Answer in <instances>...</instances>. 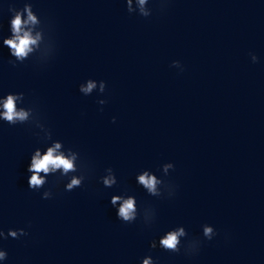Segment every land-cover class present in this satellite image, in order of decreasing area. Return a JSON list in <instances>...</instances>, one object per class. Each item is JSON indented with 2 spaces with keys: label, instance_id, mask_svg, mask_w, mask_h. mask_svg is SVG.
Listing matches in <instances>:
<instances>
[{
  "label": "clouds",
  "instance_id": "1",
  "mask_svg": "<svg viewBox=\"0 0 264 264\" xmlns=\"http://www.w3.org/2000/svg\"><path fill=\"white\" fill-rule=\"evenodd\" d=\"M8 3L7 11L11 14L9 18V35L0 34V48H7L10 59L8 63L12 67L24 64L30 59L46 65L56 54V43L50 35L49 25L33 10L32 0H24L22 8L15 6V0H5ZM127 12L136 14L143 18L152 15L153 9L148 5L150 0H124ZM161 10H164L170 0H158ZM4 12L3 5H0V15ZM251 55L253 63L258 62L255 54ZM171 67L184 71V67L178 60L171 62ZM107 83L104 80L87 79L79 86V91L85 95H91L94 91L105 93ZM97 103L104 105L106 99H98ZM102 110V109H101ZM0 122L10 126L27 125L30 129H38L34 132L41 141L46 143L42 150L37 147L30 156V163L27 167L30 175L27 178L28 188L32 191H39L48 184L49 176H56L57 181L67 178L64 183V191L72 192L84 185L87 177V169L84 165L81 154L71 147H65L63 141L52 138L53 134L43 121V117L35 104L26 100L24 92H8L0 94ZM115 122V117H113ZM50 143H47L49 142ZM174 169V164L164 163L160 167L162 176L158 177L149 169L138 172L135 176L136 183L142 187L151 197L172 198L176 194V185L165 179L170 170ZM104 175L99 177V182L104 188H112L118 184V179L112 167L104 169ZM57 174H59L57 176ZM52 189L42 192V199H51ZM110 204L116 210V218L124 224L135 223L138 219L145 227L151 228L156 222V212L153 208L138 204L135 195L132 194H113L110 197ZM202 239L200 237H190L185 227L178 225L164 232L159 239H153L149 248L160 249L171 252L181 253L182 241L183 254L196 255L202 243L211 241L218 235L212 225L203 224ZM25 228H9L7 232L0 228V242L12 239H20L28 236ZM8 253L0 247V261H5ZM140 264H158V261L151 254L145 255Z\"/></svg>",
  "mask_w": 264,
  "mask_h": 264
}]
</instances>
